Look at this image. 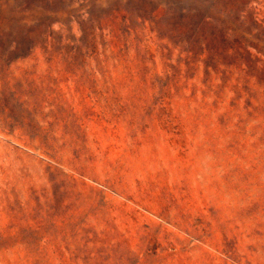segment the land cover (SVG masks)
Returning a JSON list of instances; mask_svg holds the SVG:
<instances>
[{"label": "rangeland", "instance_id": "374dc122", "mask_svg": "<svg viewBox=\"0 0 264 264\" xmlns=\"http://www.w3.org/2000/svg\"><path fill=\"white\" fill-rule=\"evenodd\" d=\"M6 2L0 264H264L263 75L236 93L169 26L225 0Z\"/></svg>", "mask_w": 264, "mask_h": 264}, {"label": "trees", "instance_id": "16d2710c", "mask_svg": "<svg viewBox=\"0 0 264 264\" xmlns=\"http://www.w3.org/2000/svg\"><path fill=\"white\" fill-rule=\"evenodd\" d=\"M10 1L12 0H7L2 8L7 9ZM250 2L251 0H225L221 7L223 10L215 14L199 15L197 22L183 17L181 21L173 22L169 26L176 43L187 48L186 52L199 50L200 55H207L206 68H211L224 85L235 78V92L251 97V88L241 84H244V75L248 78L247 73L257 68L263 78L258 79L256 84L259 88H264V59H261L264 58V39L261 38L264 37V29L255 16L245 15V8ZM3 28H6L5 25ZM43 36L46 40V33ZM221 67L224 68L220 70ZM261 96L264 98V90L258 97ZM262 104L253 107L252 112L264 113V102Z\"/></svg>", "mask_w": 264, "mask_h": 264}]
</instances>
